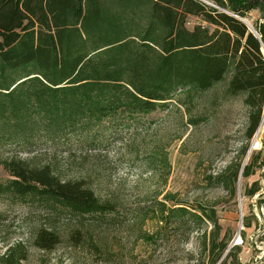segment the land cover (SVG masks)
<instances>
[{
  "label": "trees",
  "instance_id": "16d2710c",
  "mask_svg": "<svg viewBox=\"0 0 264 264\" xmlns=\"http://www.w3.org/2000/svg\"><path fill=\"white\" fill-rule=\"evenodd\" d=\"M205 1L211 5L199 0H0V148L57 145L72 135L91 146L106 125L129 124L167 107L178 93L191 100L223 82L227 95L245 96L252 138L264 106V0ZM254 11L257 35L239 20ZM190 17L200 20L192 29ZM247 152L245 147L239 160L210 178L233 198ZM261 156L252 155L241 179L264 166ZM35 160L0 159L13 178L0 183V197L35 199L53 219H68L66 231L54 222L34 228L30 246L36 250L50 254L67 241L111 264L118 252L95 230L111 228L125 214L138 227L137 240L153 247L171 229L195 233L211 223L210 232L202 231L206 255L201 264H241V247L226 254L231 236L222 235L213 207L166 193L149 206L120 212L85 180H64L48 165H33ZM262 189L259 181L242 185L241 196L253 198ZM252 221L244 217L243 227L251 228ZM147 222L155 225L152 231L144 228ZM240 236L245 242V232ZM29 259L23 241L0 252V264H28Z\"/></svg>",
  "mask_w": 264,
  "mask_h": 264
},
{
  "label": "rangeland",
  "instance_id": "374dc122",
  "mask_svg": "<svg viewBox=\"0 0 264 264\" xmlns=\"http://www.w3.org/2000/svg\"><path fill=\"white\" fill-rule=\"evenodd\" d=\"M258 17L254 11L245 20L252 25ZM199 23L198 18L190 17L187 26L192 29ZM226 83L191 100L178 93L167 107L129 124L106 125L107 128L94 134L95 143L91 146L83 138L72 135L57 145L45 142L33 149L6 145L0 148V159L17 156L30 161L36 158L33 165H48L64 180H85L99 199L112 201L119 206L120 212L149 206L156 200L161 201L166 193L175 194L182 202L213 207L223 229L222 235L229 232L231 236L229 247L240 230L245 232L246 240L239 245L247 249L249 257L245 264H262L264 166L257 167L256 173L245 180L239 178L235 198L210 179L239 160L245 147L248 152L243 164H248L252 155L259 152H262L260 162H264V106L259 128L249 138L250 110L244 103L245 96L227 95ZM12 179L0 166V183ZM257 181L263 188L260 194L253 198L242 197L239 183L240 187L251 186ZM11 198L0 197L1 253L23 241L29 245L28 264H42L45 260L51 264H104L102 254L89 248H73L67 241L50 254L31 247L34 228L54 222L60 230L66 231L68 219L64 216L53 219L45 206L35 199L21 202ZM124 215L120 214L111 228L95 230L118 252L111 257V264H117L114 262L117 259L124 264L202 263L206 255L202 231L210 232L211 223L195 233L186 228L177 232L171 229L160 244L153 247L137 240L138 227L131 222V215L127 218ZM244 217L253 220L252 228L243 227ZM154 227L152 222L144 226L149 231ZM205 259L207 261V257Z\"/></svg>",
  "mask_w": 264,
  "mask_h": 264
},
{
  "label": "water",
  "instance_id": "95a60500",
  "mask_svg": "<svg viewBox=\"0 0 264 264\" xmlns=\"http://www.w3.org/2000/svg\"><path fill=\"white\" fill-rule=\"evenodd\" d=\"M199 1H201V2H203V3H206V4H209L207 1H205V0H199ZM210 5V4H209ZM239 20H241L243 23H245L248 27H249V29L255 34V35H257V33H256V31L254 30V28L252 27V25L249 23V22H247L245 19H241V18H239ZM262 51H263V53H264V46H263V49H262ZM247 158H248V156H247ZM246 166V162L243 164V167H242V170H241V173H240V179L242 178V174H243V169H244V167ZM241 187H240V183H239V189H240ZM241 231V230H240ZM240 231H239V233H238V235H237V237H239L240 236ZM233 247V245H231L230 247H229V249H228V251L226 252V254L230 251V249ZM226 254H225V256H226ZM224 256V257H225Z\"/></svg>",
  "mask_w": 264,
  "mask_h": 264
},
{
  "label": "crops",
  "instance_id": "0c3cea01",
  "mask_svg": "<svg viewBox=\"0 0 264 264\" xmlns=\"http://www.w3.org/2000/svg\"><path fill=\"white\" fill-rule=\"evenodd\" d=\"M258 13V12H257ZM252 228V227H251ZM250 229V228H249ZM246 250L247 249H243L241 250V253L239 254V261L241 264H245L248 260V254H246ZM262 264H264V261H262Z\"/></svg>",
  "mask_w": 264,
  "mask_h": 264
},
{
  "label": "built area",
  "instance_id": "2783aa9c",
  "mask_svg": "<svg viewBox=\"0 0 264 264\" xmlns=\"http://www.w3.org/2000/svg\"><path fill=\"white\" fill-rule=\"evenodd\" d=\"M241 233V232H240ZM243 244V241H242V239H240V236L239 237H237L236 239H235V241H234V243L232 244L233 246H239V245H242Z\"/></svg>",
  "mask_w": 264,
  "mask_h": 264
}]
</instances>
